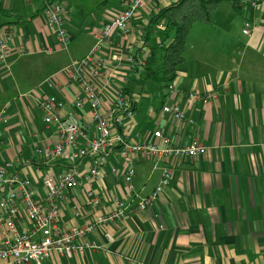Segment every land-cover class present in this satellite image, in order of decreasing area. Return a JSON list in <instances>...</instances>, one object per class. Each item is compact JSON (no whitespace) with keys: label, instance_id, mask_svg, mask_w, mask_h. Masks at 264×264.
<instances>
[{"label":"crops","instance_id":"crops-1","mask_svg":"<svg viewBox=\"0 0 264 264\" xmlns=\"http://www.w3.org/2000/svg\"><path fill=\"white\" fill-rule=\"evenodd\" d=\"M58 1L67 11L64 27L69 51L67 46L59 49L54 34L49 32L43 0H0V28L12 32V50L23 45L33 60H42L44 55L45 62L57 58L59 51L67 52V59H61L59 66L53 68L59 70L55 76L70 60L90 51L95 35L121 8V0ZM178 1L154 0L132 19L131 35L112 37L105 49L108 60L139 39L149 43L151 58L144 69L131 71L123 65L117 71L110 68L107 77L114 80V86H124L136 100L135 115L126 127L131 141L158 143L152 133L162 129L172 143L187 145L197 137L207 146L206 152L166 163L137 157L134 190L126 216L100 227L89 237L101 248L75 253L70 258L53 253L45 264H264V0H256V6L248 0H230L227 12L220 8L222 0L212 23L207 25L212 28L217 45L192 48V33L197 28L205 32L199 23L192 26L184 62L170 82L181 93L214 95L192 104H186L181 93L168 92L169 83L162 86L148 73L157 71L162 63L156 59L157 52L162 58L159 43L163 29L158 27L162 21L156 25L150 21L160 9ZM44 47L51 48V53L41 52ZM188 48L195 50L192 52L197 56L188 57ZM17 58L10 56L11 65ZM55 79L62 81L63 77ZM45 83L47 91L43 95L63 98L65 115L89 121L86 106L73 108L70 91ZM10 86V78L0 72V110L5 108L7 116L6 123L0 122V164L9 163L15 172L32 179L42 193V180L55 176L66 164L67 150L64 158L43 162L40 149L56 142L57 127L44 124L37 108L41 95L31 97V105L13 104L9 100ZM164 104H178L193 123H178L161 113ZM90 130L91 133L92 127ZM109 160L111 165L120 167V176L115 179L105 169L103 183L92 185L93 191L103 197L102 207L87 204L89 198L84 190L89 191V187L82 184L71 191L69 202L61 207L60 221L64 226L94 219L113 208L114 197L127 193L122 177L124 161L115 155ZM168 165L172 169L169 186L149 209L137 212L135 203L152 191ZM73 206L83 209L81 217L73 215ZM106 233L110 239L105 238Z\"/></svg>","mask_w":264,"mask_h":264},{"label":"built area","instance_id":"built-area-1","mask_svg":"<svg viewBox=\"0 0 264 264\" xmlns=\"http://www.w3.org/2000/svg\"><path fill=\"white\" fill-rule=\"evenodd\" d=\"M153 1L121 0L120 11L103 24L95 35L90 51L79 59L70 60L57 76L48 81V85L72 93L74 109L86 106L89 121L83 122L74 115H65L63 111L66 104L59 96L44 94L39 97L37 108L42 120L47 126H56L58 135L53 145L40 149L43 162L62 159L67 150L66 164L55 176L42 180L43 192L36 189L32 179L15 172L9 163L0 164V261L3 264H45V260L53 253L70 258L75 253L100 249L101 246L89 237L100 227L120 221L126 216L134 190L132 182L137 157L166 163L175 158L192 159L206 152L207 146L197 137L192 138L187 145L172 143L162 129L152 133L158 143L131 141L127 134V122L135 115L136 100L124 86H114V80L108 79L107 72L110 68L112 71L122 69L123 65L131 71L144 69L151 58L150 45L144 40H135L111 55L109 60L105 57V49L114 35H131L132 19ZM248 1L253 6L257 5L256 0ZM43 2L46 26L54 34L58 48L65 49L69 41L64 27L67 11L58 0ZM158 27L164 29V22L158 23ZM4 32L9 38V31ZM243 32L247 33L246 30ZM24 49L23 45H19L12 50L7 41L0 38V63L7 67L10 56H21L24 53L21 50ZM40 51L51 53L52 50L44 47ZM55 77H63V80H56ZM167 90L170 93H181L174 83H169ZM181 94L186 104L214 97L212 93L202 92ZM160 111L178 123H193L178 104H164ZM0 122H7L5 108L0 110ZM91 127L93 130L90 133ZM113 155L124 161L122 177L127 193L114 197L113 208L99 213L94 219L81 225L64 226L60 221L61 207L69 202L71 191L82 184L89 187V191L82 188L89 198L87 204L102 207L103 197L92 191V185L103 183L105 169L115 179L120 176V167L110 164L109 159ZM171 175V167L165 166L152 191L135 203L137 212H144L153 205L169 186ZM82 212V208L73 206L75 217H81ZM105 238L110 239V235L106 233Z\"/></svg>","mask_w":264,"mask_h":264},{"label":"trees","instance_id":"trees-1","mask_svg":"<svg viewBox=\"0 0 264 264\" xmlns=\"http://www.w3.org/2000/svg\"><path fill=\"white\" fill-rule=\"evenodd\" d=\"M222 0H179L164 7L152 17L151 24L163 21L159 49L162 63L157 71L148 70L155 82L164 86L175 80L177 68L184 62L183 53L190 30L194 24L210 25Z\"/></svg>","mask_w":264,"mask_h":264},{"label":"rangeland","instance_id":"rangeland-1","mask_svg":"<svg viewBox=\"0 0 264 264\" xmlns=\"http://www.w3.org/2000/svg\"><path fill=\"white\" fill-rule=\"evenodd\" d=\"M231 7L230 0H223L221 3V10L228 11V9ZM200 29H205V32H200L197 28L190 38V41L192 43V48L195 47L197 50V46H212L217 45L218 40L215 38V36L212 35V28H209L207 25L203 24H197ZM215 27L219 28V24H215ZM199 31V32H198ZM9 31V38H7V35L5 34L3 28H0V38L7 41L9 44L12 40V36ZM204 38L205 41H200V39ZM190 43V42H189ZM68 51L70 50V42L67 43ZM189 45V44H188ZM10 46V44H9ZM19 46V45H18ZM17 46V47H18ZM11 47V46H10ZM189 47V46H188ZM223 47V45H222ZM16 49V48H14ZM13 49V50H14ZM27 47H25L24 50H21L23 55L18 56L19 59L17 62H15L13 65H11L12 59L8 60L7 63L10 64L9 67H6L4 64L0 63V72H2L3 76L6 78H10V97L9 100L13 104H22L25 105H31V97L39 95H43L45 91H47V84L48 81L55 76V74L59 71L55 70L53 71V68L56 66H59L61 59L66 60L67 59V52L65 50L59 51L57 58H52L53 60L43 61L45 60V56L41 55L42 60H33L32 55L29 53H26ZM195 50L187 49V56H194L196 55L192 52ZM193 54V55H192ZM204 54V53H203ZM15 55V54H14ZM202 55V54H201ZM197 56V55H196ZM205 57H208L209 55H204ZM54 57V56H53ZM156 59L160 62L162 61L161 54L157 52ZM38 67L37 68H35ZM53 71V72H52ZM50 72H52L50 75H48ZM46 79L43 77L47 76ZM163 89V87H162ZM41 115V114H40Z\"/></svg>","mask_w":264,"mask_h":264},{"label":"bare ground","instance_id":"bare-ground-1","mask_svg":"<svg viewBox=\"0 0 264 264\" xmlns=\"http://www.w3.org/2000/svg\"><path fill=\"white\" fill-rule=\"evenodd\" d=\"M93 191V190H92ZM94 192V191H93Z\"/></svg>","mask_w":264,"mask_h":264}]
</instances>
